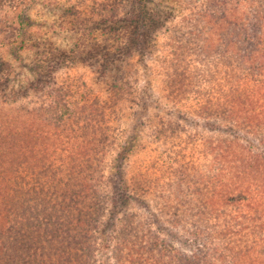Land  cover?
Masks as SVG:
<instances>
[{
  "label": "trees",
  "instance_id": "16d2710c",
  "mask_svg": "<svg viewBox=\"0 0 264 264\" xmlns=\"http://www.w3.org/2000/svg\"><path fill=\"white\" fill-rule=\"evenodd\" d=\"M37 1L0 21V264H96L105 234L116 264H264V0L102 4L105 97L75 79L47 89L56 55L29 37ZM163 36L156 77L185 115L142 119L140 73ZM5 52L18 68L34 54L33 79ZM35 90L47 100L19 104ZM180 233L198 249L178 247Z\"/></svg>",
  "mask_w": 264,
  "mask_h": 264
},
{
  "label": "rangeland",
  "instance_id": "374dc122",
  "mask_svg": "<svg viewBox=\"0 0 264 264\" xmlns=\"http://www.w3.org/2000/svg\"><path fill=\"white\" fill-rule=\"evenodd\" d=\"M115 0H38L31 8L28 9V16L38 25L32 29L31 34L29 35L32 43L42 44L43 51L49 50L55 54V62H53V68L55 70V81L47 87L52 90H56L63 86L67 80L75 79L77 83L80 84L79 89L83 92L91 89L95 92L96 95L104 96L107 93L108 87L101 83L99 78L101 77L102 71L99 69V56L95 50L100 46H106L108 44H113L111 40L112 36L110 32H102L103 27V17L101 16L104 9L103 6L107 3L113 4ZM178 7L185 8L183 0H176ZM180 1V2H179ZM20 0H0V21L3 20L6 25H10L15 22V18L20 13L19 10ZM182 4V5H181ZM184 5V6H183ZM69 7L78 11L79 16L75 17L70 14L66 15L65 11ZM182 15L188 14V11L185 9L181 10ZM15 25V23H14ZM165 36L161 37L159 44L156 46L151 59L149 67H142L140 76L142 81V86L146 85L149 89L152 101L151 105L148 107L146 112L142 115H161V117H169L174 120L179 119V114L185 115L184 111L174 110L173 107L165 99V93L163 91V86L161 79L156 77L157 75V66L158 61L164 57L165 54ZM61 50L64 54L67 55L68 59L65 63L58 62L60 59V54L58 51ZM4 59L6 62L10 63L15 72L23 71L22 77H29L33 79V74L28 70V68L23 67L31 64L35 61L34 54L25 56V63L21 68H18V65L13 60V55L9 52H5ZM58 62V63H57ZM22 75V74H21ZM144 80V81H143ZM82 84H85L83 86ZM87 89V90H86ZM47 100L46 94L44 92H39L38 90L32 91L25 98H19V104L22 105H33L41 104ZM49 101V99H48ZM51 101V98H50ZM180 111V112H179ZM131 111H126L125 115L129 117L125 125L134 128V118L130 119ZM157 113V114H156ZM169 113H171L169 115ZM126 117V118H127ZM186 117V116H184ZM143 121V120H142ZM188 121L191 119L188 117ZM124 124V123H123ZM200 132L206 133L211 136L207 129H199ZM151 137V138H150ZM180 137V136H179ZM141 138L143 141H153L155 138L151 136L150 129L144 131L142 130ZM179 139V138H177ZM183 138H181L182 140ZM141 141V139H140ZM157 146V145H156ZM151 145L146 150V152H152L156 147ZM135 154L139 150H135ZM136 158L134 157L132 161ZM131 209H140L138 205L131 207ZM147 209V208H146ZM142 208L139 210L141 211ZM144 211V210H143ZM153 229L157 227H162V222L153 224ZM164 233L160 232L163 237L167 234H170L172 231L169 226L163 229ZM183 233H180L177 239L178 247L185 249V251H192V249H198L197 245L193 242H185L184 239H181ZM106 234L102 235L100 239V248L102 249L99 253H96L94 257L97 258L96 264H116L114 251L110 248L106 249L108 242L106 241ZM113 244H110L112 246Z\"/></svg>",
  "mask_w": 264,
  "mask_h": 264
}]
</instances>
